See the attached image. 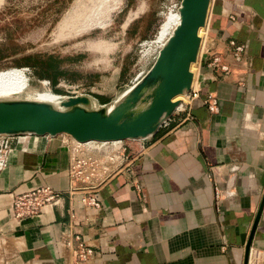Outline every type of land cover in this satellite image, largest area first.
<instances>
[{
  "label": "crops",
  "instance_id": "obj_1",
  "mask_svg": "<svg viewBox=\"0 0 264 264\" xmlns=\"http://www.w3.org/2000/svg\"><path fill=\"white\" fill-rule=\"evenodd\" d=\"M213 10L211 34L243 48V62L211 85L218 112L197 99L154 134L123 141L129 163L95 188L99 207L69 199L64 135L11 139L0 236L15 254L4 264H76V238L94 252L83 264H243L264 191V0H222ZM144 14L129 22L138 27ZM132 80L86 95L91 108L110 107ZM40 185L60 190L59 202L13 220L15 194ZM250 249L248 264H264V207Z\"/></svg>",
  "mask_w": 264,
  "mask_h": 264
},
{
  "label": "rangeland",
  "instance_id": "obj_2",
  "mask_svg": "<svg viewBox=\"0 0 264 264\" xmlns=\"http://www.w3.org/2000/svg\"><path fill=\"white\" fill-rule=\"evenodd\" d=\"M179 1L0 0V70L19 68L32 56L47 65L57 81L53 85L48 77L37 75L43 73L42 64L20 67L29 77L30 92L69 95L67 90L75 89L90 96L104 89L106 82L116 87L120 80L148 68L139 43L158 39L159 26L168 13L176 12ZM220 1L210 0V33L213 9ZM138 10L145 11L144 20L127 33L126 25ZM128 87L122 86L120 94Z\"/></svg>",
  "mask_w": 264,
  "mask_h": 264
},
{
  "label": "water",
  "instance_id": "obj_3",
  "mask_svg": "<svg viewBox=\"0 0 264 264\" xmlns=\"http://www.w3.org/2000/svg\"><path fill=\"white\" fill-rule=\"evenodd\" d=\"M210 0H180L179 21L143 76L110 107L83 110L86 95L51 105L29 99L0 100V135H64L78 143L123 142L154 134L178 105L173 98L189 90ZM264 207V191L244 245L243 264Z\"/></svg>",
  "mask_w": 264,
  "mask_h": 264
},
{
  "label": "built area",
  "instance_id": "obj_4",
  "mask_svg": "<svg viewBox=\"0 0 264 264\" xmlns=\"http://www.w3.org/2000/svg\"><path fill=\"white\" fill-rule=\"evenodd\" d=\"M179 2L176 6L178 13ZM209 11L204 25L200 44L196 57L197 81L191 85L189 90L184 91V99L178 101L176 110L191 108L193 101L200 99L203 106L210 113L218 112L219 98L211 85L218 82L221 78L229 76L239 63L243 62V48L236 44L232 39H226L222 35H212L210 33ZM231 21L233 15L228 16ZM173 30V29H172ZM172 30L162 40L148 41L139 43V54L144 60L151 63L155 59L159 49L163 46ZM158 33V31H157ZM156 34H153L154 37ZM149 47L146 51L144 47ZM146 55V57H144ZM147 70V69H146ZM141 71L132 80L131 84L139 80L146 72ZM69 95H59L60 100H66L69 96L81 95L75 89L68 91ZM169 118L165 119L162 125L167 124ZM21 135H0V172L6 167L10 152L13 150L11 139L20 138ZM66 137V147L68 148V166L66 170L67 193L69 199H77L84 206L99 207L93 192L111 174L120 171L129 163L125 147L122 142H91L78 143L72 138ZM218 193V192H216ZM62 192L48 185H40L26 192L15 194L11 204V217L13 220L38 215L45 206H50L59 202ZM218 200V196L216 197ZM74 256L76 264H83L94 254L83 240L76 238ZM15 253L10 249L8 240L0 236V264H4L8 257ZM252 256L249 250L248 262Z\"/></svg>",
  "mask_w": 264,
  "mask_h": 264
},
{
  "label": "bare ground",
  "instance_id": "obj_5",
  "mask_svg": "<svg viewBox=\"0 0 264 264\" xmlns=\"http://www.w3.org/2000/svg\"><path fill=\"white\" fill-rule=\"evenodd\" d=\"M113 6H110L111 9ZM179 14L168 13L164 22L159 26L158 40H162L168 35V33L174 29L178 24ZM204 27L199 28L198 35L203 32ZM196 62H192L190 65V71L192 73L191 85H195L197 81V74L195 70ZM29 77L25 72V68H9L6 70H0V100H16V99H29L38 102L54 105L60 101V96L52 93L51 91H28ZM43 90V89H42ZM124 93V92H123ZM120 95V97L123 95ZM24 95V96H23ZM184 98V93L176 95L173 100L179 101ZM94 101V100H93ZM90 99L88 102H78L75 106L83 110H94L91 108Z\"/></svg>",
  "mask_w": 264,
  "mask_h": 264
},
{
  "label": "trees",
  "instance_id": "obj_6",
  "mask_svg": "<svg viewBox=\"0 0 264 264\" xmlns=\"http://www.w3.org/2000/svg\"><path fill=\"white\" fill-rule=\"evenodd\" d=\"M127 4H128V2H127ZM143 20H144V16H143V19H142V21L140 22V24L143 22ZM130 23V22H129ZM127 24L126 26H128L127 27V29H126V31H127V33H129V32H131V31H136L137 30V28H139V26H140V24H139V26L137 27V26H134L133 24ZM134 26V27H133ZM150 32V31H149ZM40 64H42L44 67H43V73L42 74H37L39 77H44V76H46V77H48L47 79L50 81V82H52L53 83V85L56 83V81H57V78L56 77H54V76H52V75H49L48 74V72L50 71V69L47 67V65H45L44 63H41L39 60H38V58L37 57H26L25 58V60H24V62L22 63V65H20V67H23V66H28V67H32V68H35L37 65H40ZM19 67V68H20ZM38 73V72H37Z\"/></svg>",
  "mask_w": 264,
  "mask_h": 264
}]
</instances>
